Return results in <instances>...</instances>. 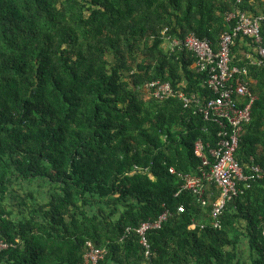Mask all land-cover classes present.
<instances>
[{
    "label": "trees",
    "instance_id": "1",
    "mask_svg": "<svg viewBox=\"0 0 264 264\" xmlns=\"http://www.w3.org/2000/svg\"><path fill=\"white\" fill-rule=\"evenodd\" d=\"M263 5L0 0V236L8 244L0 264H86L87 242L106 249L96 264H264V66L250 63L252 39L236 36L230 49V64L247 68L257 94L234 154L248 180L238 182L219 227L210 212L220 191L207 182L197 202L182 176L209 170L194 142L212 162L229 127L177 96L143 94L159 79L210 96L185 35L215 46L234 23L226 14L239 7L255 16ZM165 209L168 218L147 232L146 257L135 229Z\"/></svg>",
    "mask_w": 264,
    "mask_h": 264
},
{
    "label": "built area",
    "instance_id": "2",
    "mask_svg": "<svg viewBox=\"0 0 264 264\" xmlns=\"http://www.w3.org/2000/svg\"><path fill=\"white\" fill-rule=\"evenodd\" d=\"M240 1L236 0V2ZM225 19L228 22L234 20V23L229 30H224L219 34L215 46L208 39H201L193 32L187 33L182 41L184 47L196 56L192 67L196 71L206 72L205 85L211 93L210 96H203L200 99L196 97L195 93L189 95L184 91L174 90L170 82L159 79L148 82L143 88L144 98L164 100L177 96L184 107L195 103L198 106V111L205 118L219 126L229 127V132L225 130L218 133L216 147L210 150L212 162L204 155V144L201 140L194 142V154L201 158L203 165L210 164L209 170L205 172L200 169L199 174L182 176L183 190L193 194L197 202L204 204L205 183L207 182L213 183L220 191L219 196L212 203L210 212L213 219L211 225L215 228L220 226L218 217L226 202L241 192L238 182L248 180V176L244 175L234 154L238 147L242 127L250 120L251 105L257 98V94L247 84V68L230 64V49L234 38L239 35L251 38L254 44V56L250 63L264 66V42L261 34L264 31V12L252 16L239 7H235L232 12L226 14ZM177 44L178 40L173 39L172 43H169L165 48L168 47L172 50ZM250 57L252 56L250 55ZM134 169L138 170L139 168L134 166ZM252 170L259 176V166H253ZM177 211H185V206L179 205ZM169 215L170 211L165 209L157 219L144 221L135 229L144 256L150 255L147 232L160 228ZM195 225V223L191 224L189 228L192 229ZM200 227H204V224H200ZM127 230L129 229L127 228ZM7 246L8 244L0 236V251ZM105 254V248H99L91 242H87L84 253L85 263L96 264L104 258Z\"/></svg>",
    "mask_w": 264,
    "mask_h": 264
},
{
    "label": "crops",
    "instance_id": "3",
    "mask_svg": "<svg viewBox=\"0 0 264 264\" xmlns=\"http://www.w3.org/2000/svg\"><path fill=\"white\" fill-rule=\"evenodd\" d=\"M262 1H264V0H262ZM263 8H264V5H263L262 8L259 10L260 13L264 12V11H263ZM243 243H244V246H245L246 241H245L244 239H243ZM245 247H246V246H245ZM243 248H244V247H243Z\"/></svg>",
    "mask_w": 264,
    "mask_h": 264
},
{
    "label": "rangeland",
    "instance_id": "4",
    "mask_svg": "<svg viewBox=\"0 0 264 264\" xmlns=\"http://www.w3.org/2000/svg\"><path fill=\"white\" fill-rule=\"evenodd\" d=\"M166 46H164V48H165Z\"/></svg>",
    "mask_w": 264,
    "mask_h": 264
}]
</instances>
